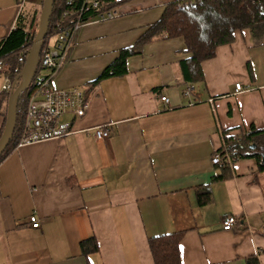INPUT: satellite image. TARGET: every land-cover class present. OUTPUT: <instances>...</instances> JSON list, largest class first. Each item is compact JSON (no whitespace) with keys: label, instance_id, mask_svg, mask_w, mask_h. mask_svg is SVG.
<instances>
[{"label":"crops","instance_id":"0c3cea01","mask_svg":"<svg viewBox=\"0 0 264 264\" xmlns=\"http://www.w3.org/2000/svg\"><path fill=\"white\" fill-rule=\"evenodd\" d=\"M173 1L123 0L116 17L76 30L51 82L83 88L89 108L63 117L73 133L19 146L0 162V264H156L149 238L178 231L182 264H264V171L245 157L214 181L222 168L212 161L224 132L264 128V33L257 43L249 28L237 30L191 84L179 66L190 56L184 39H157L128 57L126 74L88 89ZM27 2L31 13L43 0ZM19 10V0H0V42ZM5 114L4 102L0 134ZM100 125L108 138L95 136ZM207 186L202 205L197 191ZM229 214L238 223L224 230Z\"/></svg>","mask_w":264,"mask_h":264},{"label":"trees","instance_id":"16d2710c","mask_svg":"<svg viewBox=\"0 0 264 264\" xmlns=\"http://www.w3.org/2000/svg\"><path fill=\"white\" fill-rule=\"evenodd\" d=\"M122 1L103 0L101 11L116 8ZM182 1L185 2L184 5H181ZM71 7L67 5V0H55L50 15L48 34L37 59L36 75L41 70L43 51L52 45L49 43V38L55 37L53 46H56L58 36L71 30L75 24L76 16L69 14ZM65 12L68 14L64 15ZM40 15L36 12L32 14L25 11L20 12L14 27H11L9 34L0 42V59L5 62L3 68L0 69V74L11 79L13 89L23 79L21 74L39 30ZM94 16L95 12H88L81 16V20L88 21ZM244 28H249L256 42L259 43L264 33V0H175L166 5L160 19L150 25L134 45L120 51L116 60L103 71L101 76L88 84V89L103 78L126 74L128 57L141 53L146 43L175 37L184 39L186 51L190 53L187 59L179 63L183 82L188 84L198 82L203 79L201 63L213 58L218 46L231 43L235 38V32ZM74 36L75 31L69 39L70 44ZM11 93L12 90H3L0 95V105L5 102V126ZM30 95L29 88L17 99L14 132L9 145L0 157V162L16 148L20 140ZM4 129L5 127L1 131L0 138ZM224 141L226 147L237 149L238 159L253 157L257 160L259 169L264 171V128H257L252 124L250 128L238 135L224 132ZM251 145H254V148H251ZM221 168L222 173L215 176L214 181L225 179L230 174L229 164ZM197 195L199 202L204 205L210 201L212 190L210 186L200 188ZM183 236L184 232L178 231L150 237L149 247L155 263L182 264L180 243ZM89 242L93 243L92 250L97 249L95 239ZM87 243L88 241L82 242L84 252L89 251ZM255 263H257L255 257L248 262V264Z\"/></svg>","mask_w":264,"mask_h":264},{"label":"built area","instance_id":"2783aa9c","mask_svg":"<svg viewBox=\"0 0 264 264\" xmlns=\"http://www.w3.org/2000/svg\"><path fill=\"white\" fill-rule=\"evenodd\" d=\"M28 0H19L20 10L18 15L23 10V6ZM184 1L181 5H184ZM67 5L71 7L69 14L76 16L75 24L71 30L58 36L56 46L51 45L43 51L41 56V69H49L46 75L34 76L30 86L31 95L25 111L23 131L16 148L25 144L47 140L51 138L62 137L73 133L74 128L71 121H64L63 117L66 114H71L73 118L85 116L89 108V99L86 91L80 87L58 89L52 85V77L63 65L67 50L70 47V37L73 36L74 31L84 23L90 21H97L103 19L114 18L118 15L117 8L101 11L103 0H67ZM88 12H95V16L88 21H82L81 16ZM68 13L65 12L64 15ZM17 15V17H18ZM16 17V19H17ZM14 27V25H13ZM5 62L0 59V69L3 68ZM5 82L2 86L4 91L13 90V83L11 79L4 77ZM187 86L186 94H188ZM237 92L245 90V87L237 82L235 84ZM165 104H169L170 99L166 95L161 96ZM95 136L98 139L108 138L111 134L109 126L100 125L94 128ZM236 148H228L225 146L213 154V163L215 165L224 166L225 164H232L238 160L236 155ZM31 226L34 228L40 227V221L37 215H32L29 218ZM238 223V218L229 214L222 219V226L224 230H230ZM264 230V225H263ZM255 264H260L258 261Z\"/></svg>","mask_w":264,"mask_h":264},{"label":"water","instance_id":"95a60500","mask_svg":"<svg viewBox=\"0 0 264 264\" xmlns=\"http://www.w3.org/2000/svg\"><path fill=\"white\" fill-rule=\"evenodd\" d=\"M54 2L55 0H44L42 12L40 15L39 30L36 35V38L34 39L32 48L30 49L21 74L23 79L21 83L15 89L12 90V93L10 95L7 122L4 132L0 138V157L9 145V142L14 132L16 122L17 99L24 91L28 89L35 76L37 70V59L42 51L44 39L48 34L50 15ZM251 148H254V145H251Z\"/></svg>","mask_w":264,"mask_h":264},{"label":"rangeland","instance_id":"374dc122","mask_svg":"<svg viewBox=\"0 0 264 264\" xmlns=\"http://www.w3.org/2000/svg\"><path fill=\"white\" fill-rule=\"evenodd\" d=\"M43 2H44V0H43ZM43 2L41 3V6L39 7V9H33V10L36 11V14H41L42 7H43ZM30 6H31V5H30ZM23 10H24L25 12H27V11L29 10V9H28V2L24 4V6H23ZM32 13H35V12H31V14H32ZM54 41H55V37H50V38H49V43H50V45H51V44L53 45V44H54ZM48 73H49V69H47V68H42V69L40 70V72H39V75H46V74H48ZM4 82H5L4 76L0 74V91L3 90L2 86H3ZM1 85H2V86H1Z\"/></svg>","mask_w":264,"mask_h":264}]
</instances>
